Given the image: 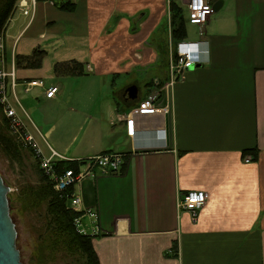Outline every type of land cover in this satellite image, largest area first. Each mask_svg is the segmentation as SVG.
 Instances as JSON below:
<instances>
[{
  "label": "crops",
  "instance_id": "1",
  "mask_svg": "<svg viewBox=\"0 0 264 264\" xmlns=\"http://www.w3.org/2000/svg\"><path fill=\"white\" fill-rule=\"evenodd\" d=\"M67 1L74 12L50 2L17 11L3 63L44 156L128 154L124 171L97 172L73 190L97 212L82 228H97L99 264H264V0H214L224 6L203 27L187 20L182 44L201 64L166 91L168 114L137 118L134 139L120 117L169 84L180 46L170 0ZM37 50L39 68L17 66ZM72 63L83 74L55 73ZM37 80L58 87L56 98L27 93ZM189 191L209 196L196 221L180 209Z\"/></svg>",
  "mask_w": 264,
  "mask_h": 264
},
{
  "label": "built area",
  "instance_id": "2",
  "mask_svg": "<svg viewBox=\"0 0 264 264\" xmlns=\"http://www.w3.org/2000/svg\"><path fill=\"white\" fill-rule=\"evenodd\" d=\"M67 0H17L16 12H20L25 16H30L32 11L40 2H50L58 4L59 2H66ZM188 7V22L190 24L203 27L210 17L214 15V0H189ZM5 34L0 35V106L4 115L10 120L12 135H16L24 143V146L29 147L35 153V156L40 160V169L44 171L46 176L52 183L57 192H66L70 188H75L89 177H94L97 172L103 175H113L121 172L124 164L122 155L112 152L110 154H100L89 158L86 161H78L81 164L79 171L68 170L60 174L57 169V162H63L62 159L55 152L49 158L42 153L41 147L38 145L36 138L28 131V124L24 118L20 116L17 107H20L19 99L14 96L12 98L10 89L16 87V74L14 70L8 72L4 65V56L6 48ZM193 45L180 44L176 59L170 65L169 84L156 93H152L146 97L145 100L139 102L129 113L123 114L121 120L126 122L127 137L134 139L137 133L136 122L138 117L155 116L159 112L168 114L169 107H164L166 91L172 85L181 80L183 74L187 71L196 68L201 64L200 60L192 53ZM26 92L29 93L35 88H41L45 91V97L55 99L59 88L51 86L47 88L42 80L25 82ZM168 94V92H167ZM168 104V103H167ZM209 196L203 191H189L181 198L180 209L188 212L193 221L199 218L200 210L209 201ZM71 208L76 213H81V217L77 220V226L83 234L96 236L97 228L92 229L91 233L86 231L83 227L82 219L84 216L97 219V212L93 209H83L81 198L73 194L70 200Z\"/></svg>",
  "mask_w": 264,
  "mask_h": 264
},
{
  "label": "trees",
  "instance_id": "3",
  "mask_svg": "<svg viewBox=\"0 0 264 264\" xmlns=\"http://www.w3.org/2000/svg\"><path fill=\"white\" fill-rule=\"evenodd\" d=\"M17 0H0V35L5 34L7 26L11 18L16 13ZM56 6L63 12H74L76 5L73 2H59ZM171 20L173 41L175 44H182L187 38L186 22L184 17V9L179 5V0H170ZM44 52L37 50L30 57H17L18 67L39 68L42 65ZM58 75H81L83 68L78 63L60 64L55 68ZM0 106V149L1 152L11 161L23 164L27 157H32L33 170L36 173L39 186H30L22 188L20 193V202L25 210L41 208L42 205L47 206V222L45 225V233L42 242L43 250L50 251L62 247L69 256L79 260L83 264H99L97 252L94 249V236L83 234L77 226V220L81 217V213L72 210L70 204L73 196L74 188L66 190V192H57L54 189V183L49 180L43 170L40 169V160L35 156L31 148L24 146V142L16 135H12L10 120L4 115ZM110 154V153H104ZM120 154V153H118ZM124 160L128 154H120ZM28 157V158H29ZM81 164L69 161L57 162V169L60 174L68 170L79 171ZM125 163L123 164V171Z\"/></svg>",
  "mask_w": 264,
  "mask_h": 264
},
{
  "label": "rangeland",
  "instance_id": "4",
  "mask_svg": "<svg viewBox=\"0 0 264 264\" xmlns=\"http://www.w3.org/2000/svg\"><path fill=\"white\" fill-rule=\"evenodd\" d=\"M183 8L184 17L188 20L187 5H184ZM190 25L191 24L188 23L187 26L189 27ZM21 104L23 109L29 113L33 111L32 107H30L31 104L28 98H24ZM42 111L45 112L46 110L43 109ZM65 115H67V113L60 115V118ZM28 157L24 163L20 165L8 159L0 149V173L6 185L11 189L10 194H8L11 204V216L16 225V231L18 232L16 243L20 251L22 264H83L65 253L62 247L51 250V252L46 251V253H44L45 250L42 251L44 243L41 237L45 233L44 228L47 222V206L44 204L41 208L27 211L20 202L22 188L29 187V185L34 187L39 186L36 173L32 167L34 159Z\"/></svg>",
  "mask_w": 264,
  "mask_h": 264
},
{
  "label": "water",
  "instance_id": "5",
  "mask_svg": "<svg viewBox=\"0 0 264 264\" xmlns=\"http://www.w3.org/2000/svg\"><path fill=\"white\" fill-rule=\"evenodd\" d=\"M223 6V1L214 3V14L221 11ZM10 192L11 189L6 185L0 173V264H22L16 243L18 232L11 216V204L8 195Z\"/></svg>",
  "mask_w": 264,
  "mask_h": 264
}]
</instances>
